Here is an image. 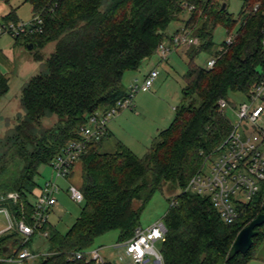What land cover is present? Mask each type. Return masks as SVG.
<instances>
[{
    "label": "trees",
    "instance_id": "trees-1",
    "mask_svg": "<svg viewBox=\"0 0 264 264\" xmlns=\"http://www.w3.org/2000/svg\"><path fill=\"white\" fill-rule=\"evenodd\" d=\"M24 1L31 4L33 17H41V31L15 37V46L33 43L38 47L33 57L43 69L23 86L25 115L7 135L20 166L15 176L0 181V194L13 191L18 197H7L0 206L30 224L42 186L37 181L40 166L51 164L71 141L83 139L82 128L90 124L92 115L106 112L128 94L125 73L139 69L157 54L162 42H172L181 30L168 36L172 21L189 10L182 27L200 41L187 52L184 102L143 157L122 141L113 152L103 151L109 131L101 139L89 141L80 159L82 183L77 185L85 196L82 211L66 234L49 231V223L45 224L50 249L35 264H95L86 256L70 257L91 249L99 236L113 230H118L119 241L131 238L152 194L166 188L178 193L163 216L168 228L161 247L164 264H252L259 259L264 224L256 228L258 233L247 253L230 258L229 251L240 230L264 211V193L240 205L239 218L226 223L209 197L182 190L232 130L220 99L229 102L231 92L247 97L264 78V0H245L239 17L228 11L227 3L223 8L220 0ZM3 20L18 21V17L10 11ZM219 25L228 35L235 31L234 41L225 51H214L213 56L220 52L221 56L207 69L196 63V57L213 50ZM50 43L54 49L47 54L43 49ZM9 89V78L0 71V99ZM52 118L47 126L45 120ZM3 158L5 155L0 156V176L5 171ZM145 189L150 194L143 200ZM32 239L25 242L14 229L0 234L1 255L18 256ZM0 264L16 263L0 259Z\"/></svg>",
    "mask_w": 264,
    "mask_h": 264
},
{
    "label": "built area",
    "instance_id": "built-area-1",
    "mask_svg": "<svg viewBox=\"0 0 264 264\" xmlns=\"http://www.w3.org/2000/svg\"><path fill=\"white\" fill-rule=\"evenodd\" d=\"M41 23L40 16L33 17L29 22L4 21L0 23V36L11 34L13 37H18L41 31L39 26ZM234 37V34L229 35L219 50L225 51L234 41ZM199 42V38L193 36L191 30L182 28L173 36L172 42H162L156 53L162 60H166L176 48L198 45ZM221 52L208 60L207 69L215 66ZM159 73L157 68L151 70L143 82L131 84L128 94L114 107L106 112L92 115L90 124L82 128L84 138L68 143L63 152L53 159L51 166L55 174L40 187L35 201L33 224L24 217L16 219L7 208L0 206V211L6 212L9 221L3 232L18 230L24 236L25 242L38 230L43 236L48 237L49 231L44 230L43 227L49 223L48 218L58 203L57 194L63 190L59 180L70 179L73 168L86 153L89 141L106 136L109 121L122 110L133 108L136 94L141 89H150ZM246 99L235 110L238 119L237 122L232 123L228 138L205 160L201 169L191 177L182 190L209 197L226 223H232L239 218L240 205L248 204L261 192L264 193V78L253 87ZM219 104L222 110L229 106V102L223 98L220 99ZM68 191L74 201L79 203L85 201L84 193L74 183H69ZM9 197L17 200L18 194L12 193ZM167 231L163 217L147 226L139 225L131 238L117 242L120 259L127 264H164L161 248H158L156 243L166 240ZM44 254L46 253H36L25 247L18 256L4 257L0 252V259L16 264H35ZM85 256L87 261L96 264H103L106 261L98 248L78 251L70 258L76 260Z\"/></svg>",
    "mask_w": 264,
    "mask_h": 264
},
{
    "label": "rangeland",
    "instance_id": "rangeland-1",
    "mask_svg": "<svg viewBox=\"0 0 264 264\" xmlns=\"http://www.w3.org/2000/svg\"><path fill=\"white\" fill-rule=\"evenodd\" d=\"M220 1L227 3L228 11L234 14L235 17H239L245 0ZM10 11H15L20 21L29 22L33 19V9L29 2L24 0H0V23L4 22L3 17ZM189 15V10H186L185 13L180 15L179 19L172 21L166 31L167 35H172L178 29H181L184 25V20ZM228 34L225 27L219 25L214 31L213 50L199 53L196 57V63L206 67L208 60L213 56L214 51L219 49L220 44L227 39ZM232 34H235V31ZM193 47H178L167 60H162L158 54H154L148 63L137 70L127 71L123 77V84L126 90L129 91L130 88L128 87L135 78L138 77L139 80H144L145 76L155 67L160 72L153 88L141 89V92L139 91L135 97L134 103L136 102V106L133 108L136 109L127 108L123 110L113 117L109 123L112 130L111 135L118 139H124L127 146L139 157H143L148 151L157 128H166L171 125L176 115V109L174 108L184 102V88L186 86L184 76L189 66V55L187 52L192 51ZM53 49L54 43H50L43 49V52L49 54ZM37 50H39L38 47H34V45L31 47L27 43H23L22 46H15V37L11 34L0 36V71L8 76L10 83L9 91L0 99V156L5 155L6 157L3 158L5 160L3 163L5 164V171L1 174L0 181L15 176L20 166L19 161L14 157L9 147L12 143L6 139L11 128L15 126L20 117L25 115V111L21 106L23 86L32 76L43 69L42 64L33 57ZM246 100L245 95L239 92L230 93L229 106L224 111L232 123L237 122L238 119L235 110ZM53 119H46L45 124L47 126L50 125L53 123ZM151 133L154 134L153 137ZM82 169V164L78 161L72 178L73 183L76 185L82 183ZM54 174L55 171L51 164H44L39 168L37 181L43 185L47 180L53 178ZM59 183L63 191L57 194L58 203L48 218L49 225L47 228L49 231L54 229L61 234H66L79 217L85 201L79 203L70 197L68 191L69 179H60ZM0 192H3L2 189H0ZM12 193L14 192L1 193L0 203L4 202L7 197L9 198ZM176 193H178L177 190L167 188L155 191L142 212L141 225L147 226L153 221L161 219L172 204ZM149 194L150 189H145L142 192V199L148 198ZM8 222L6 212L0 211V228L5 227ZM117 242H119V232L118 230H113L99 236L91 249L98 248L106 261L112 264H127L120 259ZM156 245L161 248L162 242L158 241ZM28 247L40 253H47L50 249V244L48 239L38 230ZM257 256L259 259L253 261L252 264H264V245L260 248Z\"/></svg>",
    "mask_w": 264,
    "mask_h": 264
},
{
    "label": "water",
    "instance_id": "water-1",
    "mask_svg": "<svg viewBox=\"0 0 264 264\" xmlns=\"http://www.w3.org/2000/svg\"><path fill=\"white\" fill-rule=\"evenodd\" d=\"M226 5L227 4L224 2L223 8H226ZM30 46L32 47L33 44H30ZM263 224L264 211L259 213L256 218H254L248 225H246L240 230L229 251V257L233 258L239 253H247L252 248L254 243V237L258 233L256 228Z\"/></svg>",
    "mask_w": 264,
    "mask_h": 264
},
{
    "label": "crops",
    "instance_id": "crops-1",
    "mask_svg": "<svg viewBox=\"0 0 264 264\" xmlns=\"http://www.w3.org/2000/svg\"><path fill=\"white\" fill-rule=\"evenodd\" d=\"M182 28H184V27H182ZM181 28V29H182ZM173 53V52H172ZM171 53V54H172ZM171 56V55H170ZM169 56V57H170ZM169 59V58H168ZM150 59H148L146 62H144V64L143 65H145L146 63H148V61H149ZM167 60V59H166ZM142 65V66H143ZM141 66V67H142ZM140 67V68H141ZM157 67H155V68H153V69H156ZM152 69V70H153ZM134 71V70H133ZM151 72V71H150ZM149 72V73H150ZM148 73V74H149ZM148 75H146L145 77H147ZM145 80V79H144ZM144 80H139L138 79V77L137 78H135V80L132 82V83H130V85H129V87L128 88H130V86H131V84H133L135 81L136 82H143ZM129 83V82H128ZM153 86H154V84H153ZM153 86L151 87V88H153ZM142 91H145V90H142ZM141 92V91H140ZM139 93V92H138ZM137 93V94H138ZM137 94H136V96H137ZM135 96V97H136ZM136 100V98H134V101ZM134 103V102H133ZM136 103V102H135ZM135 103H134V106H136L135 105ZM136 108H131V110H135ZM174 109H176V107L174 108ZM125 110V109H124ZM123 111V110H122ZM121 111V112H122ZM120 112V113H121ZM117 116V115H116ZM109 123H110V121H109ZM108 123V126H107V128H108V131L110 132V134H109V136L105 139V141H104V147H103V151H105V152H113L114 150H115V148H116V145H117V142L118 141H122L124 144H126V146H127V143H126V141H124V139H122V138H120V139H118V138H116V137H114V135H111V127H110V124ZM167 124V123H166ZM167 128V127H166ZM162 129H165V128H161V127H158L157 128V130L155 131V136H154V138L158 135V133L160 132V130H162ZM112 134H114V133H112ZM153 133H151V136L153 137V135H154ZM112 136V137H111ZM110 137V138H109ZM151 137V138H152ZM154 138H153V140H154ZM129 145V144H128ZM129 147V146H128ZM77 165V164H76ZM75 169H76V166H75V168H74V172L72 173V175H71V177H70V182H72L73 183V181H72V178H73V175H74V173H75ZM63 191V190H62ZM67 192V191H66ZM156 221V220H155ZM154 222V221H153ZM151 224V223H150ZM7 226H8V224L5 226V227H2V228H0V234H2V232H3V230H5L6 228H7ZM31 249V248H30ZM32 251H34V252H36V253H40L39 251H35V250H33V249H31Z\"/></svg>",
    "mask_w": 264,
    "mask_h": 264
}]
</instances>
